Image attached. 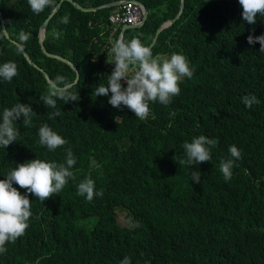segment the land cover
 <instances>
[{
    "label": "trees",
    "instance_id": "trees-1",
    "mask_svg": "<svg viewBox=\"0 0 264 264\" xmlns=\"http://www.w3.org/2000/svg\"><path fill=\"white\" fill-rule=\"evenodd\" d=\"M58 1L39 14L28 0H0V10L10 37L51 80L63 77L62 86L74 80L75 72L46 56L37 35ZM75 1L88 7L115 0ZM140 1L149 19L126 30L124 38L138 37L149 46L158 26L177 14L181 0ZM112 9L84 12L63 1L47 24L45 49L66 56L78 69V81L68 87L77 101L55 98L60 115L53 116V108L48 115L40 110L30 127L20 129L17 145L0 146V174L4 179L16 164L36 158L66 162L65 149L49 151L36 143V128L46 123L65 136L76 159L70 169L74 178L44 202L29 194L30 226L15 243H6L0 264H120L124 257L131 264H264V52L259 43L247 42L249 35L264 34V16L249 25L238 0H184L179 18L159 32L151 48L164 57L182 52L194 74L179 82L180 94L170 104L150 103L148 118L140 120L126 107H112L111 93L95 95L114 68L104 47ZM8 61L17 63L18 75L11 82L0 78V118L5 108L31 104L51 86L3 33L0 65ZM249 94L260 103L246 107L242 97ZM19 122L23 117L15 127ZM199 135L217 144L210 161L189 165L183 144ZM232 145L241 158L226 181L220 161L231 158ZM90 159L100 167H90ZM193 171H200V183L191 180ZM89 176L96 191L103 190L91 202L77 194ZM120 207L131 215V227L117 221Z\"/></svg>",
    "mask_w": 264,
    "mask_h": 264
},
{
    "label": "clouds",
    "instance_id": "clouds-1",
    "mask_svg": "<svg viewBox=\"0 0 264 264\" xmlns=\"http://www.w3.org/2000/svg\"><path fill=\"white\" fill-rule=\"evenodd\" d=\"M137 1L140 0H127L126 2L113 6V9L108 16V44L104 45V47L108 49V52L105 56L107 63L113 64L114 68L111 74L107 76V86L100 84L95 89V95L96 97L108 96L109 93H111L108 103L112 107L118 109L122 106L126 107L131 110L137 118L145 120L150 114V103L158 101L162 105L170 104L172 98L180 94L181 89L179 87V82L185 78L190 79L194 74V68L190 66L188 58L182 52H174L170 57H164L154 55L152 48L142 43L141 39L138 37H133L131 40L126 41L124 38L125 31L136 28H128L124 30L123 35L118 39L123 25H134L141 22L143 8L141 4L137 3ZM129 2L135 3L141 7V14L136 21L133 23L112 22L110 17L117 12H122V6ZM238 2L242 8V19L247 22V24L255 25L257 22V16H264V0H238ZM28 4L33 13L39 14L46 7L51 6L53 0H28ZM0 14L2 16V19H0V30H2L3 33L5 30L8 34V37H6L4 33L5 37L21 50L23 56L24 53L28 56L23 46L17 40L10 37L1 10ZM148 19L149 16L146 20ZM62 22L67 24L68 18L64 17ZM119 28L120 30L117 35V40L114 42L113 35ZM2 32H0V34H3ZM21 39L27 40L28 36L22 33ZM247 42L250 45L259 43V51L264 52V34L260 36L249 35L247 37ZM112 43L113 45L111 47L110 44ZM63 57L67 58L66 56ZM42 69L44 70V68ZM17 75V63L8 61L0 65V78L3 80L11 82ZM63 79V77L58 76L56 81L52 80L53 83L50 86L49 93L38 96L35 99V102L31 104L19 102L14 106L3 110L2 118H0V146L7 148L8 146L12 147L17 145L19 143L20 129L22 127H30L32 125V117L39 113L40 110L48 115L49 109L53 108L51 114L53 116L60 115V112H57L58 110L55 108V98L66 99L67 101H77L76 94L68 93L67 84L69 83L60 86L63 83ZM123 81L126 82V86L121 83ZM242 102L248 108H251L253 104L260 103L254 94L245 95L242 97ZM171 115L174 116L175 113L173 112ZM21 117H23V123L19 122L17 128L15 127L16 121ZM35 136L36 143L38 145L41 144L46 146L49 151L55 150L56 152L58 149H65V153H67L66 162H48L36 158L24 163L16 164V167L9 171L4 179H2V175L0 174V254L7 251L6 243H15L19 237L25 234L26 229L30 226L29 220L32 216V212L29 194L34 195L37 199L44 202L53 196L59 195L62 189L67 185L69 178H74V174L70 169L76 164V159L74 158L72 151L65 145L67 143L65 136L62 137L57 132L53 131L46 123L37 126ZM216 144V139H210L204 135L194 137L191 142L185 141L183 149L186 153V163L194 165L210 161L212 158L211 149L214 148ZM228 151L231 158L222 159L220 161V172L223 174L226 181L231 180L232 178V169L235 160L241 158V151L238 150L235 145L229 146ZM90 167L99 168L100 165L95 159H90ZM191 180L200 183V171H193L191 174ZM14 185H18L19 189H24L25 193L22 194ZM77 194L86 197L87 201L91 202L94 196H103V190L96 191L95 182L89 176L79 183ZM37 264H39V261H37ZM120 264H131L129 257H124ZM145 264H148V262L146 261Z\"/></svg>",
    "mask_w": 264,
    "mask_h": 264
},
{
    "label": "water",
    "instance_id": "water-1",
    "mask_svg": "<svg viewBox=\"0 0 264 264\" xmlns=\"http://www.w3.org/2000/svg\"><path fill=\"white\" fill-rule=\"evenodd\" d=\"M63 1L64 0H59L58 3L53 8V10L51 11V13L48 15V17L42 22V24L40 25L39 30H38V37H39V44H40L41 50L43 51V53L45 55H47L48 57H54V58H57V59L63 61L64 63H66L67 65H69L75 71V80L72 83L67 84L68 87H71L79 79V72H78L76 66L69 59H67V58H65L63 56H60L58 54H55V53H52V52L47 51L45 49V47H44V44H43V40H44V37H45V29L47 27V24L49 22V19L60 8L61 3ZM66 1H69L70 3H72L75 8H77V9H79L81 11L89 12V11H96L98 9L113 7V6H116V5H118V4L122 3V2H126L127 0H120V1L118 0V1H114V2L103 3V4H100V5L89 6V7L82 6V5H80L78 2H76L74 0H66ZM137 3L141 4L142 5V8H143V12H142V16L143 17H142L141 22L138 23V24H134V25H123L121 27V30H120L118 39L123 35L124 30H126L128 28H138V27H141L144 24L145 20L148 18V10H147L146 6L142 2H140V1H137ZM183 7H184V0L181 1L179 13L174 18H171L169 20H166V21L162 22L160 24V26L157 28V30H156V32L154 34V37L152 38V41L149 44L150 47H152L153 44L155 43L159 31L161 29L165 28V27L170 26L180 16V14H181V12L183 10ZM0 19H2L1 14H0ZM3 29H4V27H3ZM4 33H5L6 37H8V34H7V32L5 30H4ZM24 56L26 57V59H27V61H28L29 64H31L33 67L37 68L40 72H42V74L45 77L47 83L51 85L53 82L50 79L48 73L45 72L41 67H39L35 62H33L25 53H24Z\"/></svg>",
    "mask_w": 264,
    "mask_h": 264
},
{
    "label": "built area",
    "instance_id": "built-area-1",
    "mask_svg": "<svg viewBox=\"0 0 264 264\" xmlns=\"http://www.w3.org/2000/svg\"><path fill=\"white\" fill-rule=\"evenodd\" d=\"M122 9V12H117L115 15L110 17L112 22L133 23L141 14V7L135 3L129 2L123 5Z\"/></svg>",
    "mask_w": 264,
    "mask_h": 264
},
{
    "label": "rangeland",
    "instance_id": "rangeland-1",
    "mask_svg": "<svg viewBox=\"0 0 264 264\" xmlns=\"http://www.w3.org/2000/svg\"><path fill=\"white\" fill-rule=\"evenodd\" d=\"M117 219L121 226H125V227L132 226V217L131 215H129L128 211L123 208L117 209Z\"/></svg>",
    "mask_w": 264,
    "mask_h": 264
},
{
    "label": "bare ground",
    "instance_id": "bare-ground-1",
    "mask_svg": "<svg viewBox=\"0 0 264 264\" xmlns=\"http://www.w3.org/2000/svg\"><path fill=\"white\" fill-rule=\"evenodd\" d=\"M89 19V18H88ZM102 68V67H101ZM239 201V200H238ZM237 202V201H236ZM239 203V202H238Z\"/></svg>",
    "mask_w": 264,
    "mask_h": 264
}]
</instances>
